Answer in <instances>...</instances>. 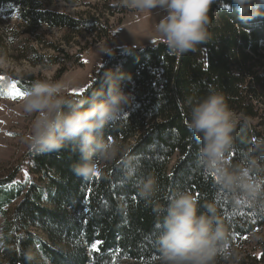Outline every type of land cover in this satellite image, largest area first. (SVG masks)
<instances>
[{"label": "trees", "instance_id": "16d2710c", "mask_svg": "<svg viewBox=\"0 0 264 264\" xmlns=\"http://www.w3.org/2000/svg\"><path fill=\"white\" fill-rule=\"evenodd\" d=\"M96 1L86 5L80 17L48 10L43 0H0V13L6 9V17L17 14L25 33L41 44H46L38 34L41 27L66 30L72 40L90 35L77 56H44L34 48L22 56L34 67L62 64L61 78L68 70L64 64L83 66L87 50L111 44L115 29L109 17L123 14L125 7L122 0ZM230 3L217 0L210 6L211 39L196 51L174 55L164 43L112 48L88 88L68 96L90 101L105 87L107 71L116 73L115 82L133 94L135 103L104 129L103 136L120 145L122 155L105 165L98 161L99 175L83 177L73 171L79 156L71 146L50 153L31 150L29 182L0 178V264H36L39 255L47 264H160L157 236L163 215L154 213L137 192L148 176L157 180L155 201L164 207L182 191L192 193L201 212L212 204L229 234L216 264H247L236 251L245 238L264 230V185L254 201L223 188L214 172L199 165L201 144L186 123L194 103L210 91L222 93L233 114L241 116L235 120L228 165L245 167L247 158L255 156L261 170L249 176L264 179V145L252 151L264 142V134L249 123L263 117L257 106L264 98V15L240 23ZM33 79H15V88L0 85V99L27 94ZM256 263L264 264V244Z\"/></svg>", "mask_w": 264, "mask_h": 264}, {"label": "clouds", "instance_id": "9594fccd", "mask_svg": "<svg viewBox=\"0 0 264 264\" xmlns=\"http://www.w3.org/2000/svg\"><path fill=\"white\" fill-rule=\"evenodd\" d=\"M215 2L217 0H122V6L163 10L165 14L155 25V36L171 54L182 55L196 51L211 39L208 13ZM230 4L235 7L236 20L240 23L264 15L260 12L264 0H231ZM103 79L105 87L90 101L67 96L74 81H36L22 102L23 112L34 116L29 149L50 153L71 146L79 156L73 171L83 177L97 171L98 161L111 162L121 156V146L106 140L103 131L135 103V97L115 82L113 70H108ZM186 123L201 144L199 165L214 172L223 188L254 201L262 191L264 179L254 180L249 173L260 171L261 166L252 155L247 158L245 167L228 165L226 154L234 145L236 121L224 95L210 91L193 104ZM262 145L264 142L258 143L253 153ZM133 167L129 168L128 175ZM137 192L152 205L154 213L163 215L157 236L160 264H216V257L227 245L229 234L216 217L212 204L201 212L192 193L182 191L164 207L155 201L158 182L152 176L139 182Z\"/></svg>", "mask_w": 264, "mask_h": 264}, {"label": "rangeland", "instance_id": "374dc122", "mask_svg": "<svg viewBox=\"0 0 264 264\" xmlns=\"http://www.w3.org/2000/svg\"><path fill=\"white\" fill-rule=\"evenodd\" d=\"M48 10L64 13L72 17H80L88 10L86 5H96V0H82L80 4H75V0H43ZM125 7V6H124ZM7 10L0 13V85L15 88L16 80L33 77L32 82L38 80L53 81H74L73 86L67 91V96L75 95L74 92L82 93L90 85L94 74L102 67L106 54L112 48L119 49H144L155 47L162 43L155 36V25L165 14L163 10L155 8L153 10H138L125 7L123 14L109 17L111 25L114 27V37L111 44L103 42L91 47L82 55L83 66L64 64L67 72L58 77V72L63 68L53 66L48 69L34 67L22 56L34 48L39 54L44 56H55L67 58L77 56L80 48L90 41V35L84 34L72 40L66 30H49L41 27L38 34L46 44H41L31 35L26 34L23 23L17 14L6 17ZM122 12V11H121ZM52 43L54 48L48 47ZM78 43L80 45H78ZM64 53V54H63ZM18 99H0V178L6 179L14 176V183H26L31 179L29 153V138L32 132L34 116H29L23 112L22 102L26 96ZM263 98V97H262ZM257 107L263 117L259 120H249V123L264 134V98ZM234 115L235 120H241V116ZM177 161L175 156L169 166V170ZM108 162L102 161L101 165ZM33 178V177H32ZM37 179V178H36ZM3 219L0 217V239ZM41 235V234H40ZM264 230H258L254 234L245 238L237 248L239 259L253 264V261H260L263 254ZM1 250V241H0ZM36 264H47L39 255ZM1 263V262H0ZM246 264V263H245ZM257 264V263H256Z\"/></svg>", "mask_w": 264, "mask_h": 264}, {"label": "snow or ice", "instance_id": "6c2138e0", "mask_svg": "<svg viewBox=\"0 0 264 264\" xmlns=\"http://www.w3.org/2000/svg\"><path fill=\"white\" fill-rule=\"evenodd\" d=\"M74 94H76V95H81V94H82V91H80V92H74ZM18 95L22 98L24 94H23V93H19ZM13 98H16V97H13ZM93 174H94V175H97V176L99 175V173L96 172V171L93 172ZM94 248H95V246H94Z\"/></svg>", "mask_w": 264, "mask_h": 264}]
</instances>
